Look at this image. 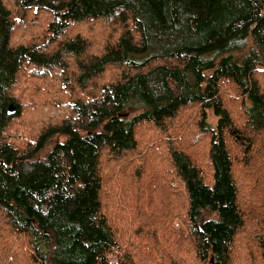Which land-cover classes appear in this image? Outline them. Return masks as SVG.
Wrapping results in <instances>:
<instances>
[{
  "label": "trees",
  "instance_id": "trees-1",
  "mask_svg": "<svg viewBox=\"0 0 264 264\" xmlns=\"http://www.w3.org/2000/svg\"><path fill=\"white\" fill-rule=\"evenodd\" d=\"M34 75L49 102L24 109L16 90ZM191 106L203 150L182 125ZM24 116L39 126L25 140L8 130ZM146 125L163 151L142 155ZM262 135L264 0H0V264H123L108 258L105 163L138 157L146 203L175 191L165 234L195 264H244L248 236L246 261L264 264Z\"/></svg>",
  "mask_w": 264,
  "mask_h": 264
},
{
  "label": "rangeland",
  "instance_id": "rangeland-1",
  "mask_svg": "<svg viewBox=\"0 0 264 264\" xmlns=\"http://www.w3.org/2000/svg\"><path fill=\"white\" fill-rule=\"evenodd\" d=\"M97 33L99 31L95 30V34ZM44 78H38L37 75L29 76L27 80H23V84L21 83V89L16 90L20 93L24 109L34 103L46 106V103L49 102L47 96L53 86L48 87L49 85H46ZM37 84L41 85L42 93L36 90ZM61 93L62 101H66L65 90L63 89V92L61 90ZM233 95L234 93L227 89L226 96ZM196 112L197 107L191 106L184 113V115L190 114L191 116L182 125L184 130L190 125L185 133H188V135L193 133L196 137L191 140L194 145L193 149L203 150L208 141L207 133L200 132L195 128L193 122L197 120V118L194 119ZM208 121L213 125L216 118L209 113ZM177 123L179 125L180 120ZM8 130L11 135H17L19 139L23 138L25 140L34 137L39 131V126L37 121L31 124V118L28 119L27 116H24L23 119H17L15 123H12ZM138 139L142 151L145 150L142 155H152L153 153L149 152L152 146L157 152L164 150V139L161 136L157 137L151 131L149 125L138 130ZM241 143L243 144V142ZM106 161L103 201H106L108 206L109 203L112 205L111 209L107 208V215L113 227H117V236L120 243V249L114 254H109V260L114 263L119 261L123 264H195V260L182 251V245L169 234H165V225L174 226L175 223H178L173 218L178 200L177 196L174 195L175 191H167L164 194L158 191L153 195V201L146 203L145 198L149 196V183L146 178L148 171L144 170L138 174L136 171L145 165L147 158L141 160V157H138L131 162L116 167L109 159H106ZM198 162L203 170H207L203 160ZM164 163L162 159L159 165L163 166ZM237 179L242 188L253 183L251 175L243 169H237ZM125 228H127V232L124 231ZM241 234L244 236L245 231H242ZM250 244L252 245L250 236L244 240H239V253L243 255L244 264H253V261L247 262L245 258L247 251L251 248ZM239 258L235 257V260Z\"/></svg>",
  "mask_w": 264,
  "mask_h": 264
},
{
  "label": "water",
  "instance_id": "water-1",
  "mask_svg": "<svg viewBox=\"0 0 264 264\" xmlns=\"http://www.w3.org/2000/svg\"><path fill=\"white\" fill-rule=\"evenodd\" d=\"M7 110H8V113H13L14 112V107L12 105H9Z\"/></svg>",
  "mask_w": 264,
  "mask_h": 264
}]
</instances>
